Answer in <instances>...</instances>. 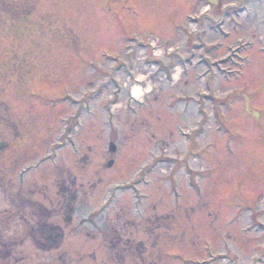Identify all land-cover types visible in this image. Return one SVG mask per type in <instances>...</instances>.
Returning a JSON list of instances; mask_svg holds the SVG:
<instances>
[{"label": "rangeland", "instance_id": "obj_1", "mask_svg": "<svg viewBox=\"0 0 264 264\" xmlns=\"http://www.w3.org/2000/svg\"><path fill=\"white\" fill-rule=\"evenodd\" d=\"M0 147L5 244L63 175V264H264V0H0Z\"/></svg>", "mask_w": 264, "mask_h": 264}, {"label": "flooded vegetation", "instance_id": "obj_2", "mask_svg": "<svg viewBox=\"0 0 264 264\" xmlns=\"http://www.w3.org/2000/svg\"><path fill=\"white\" fill-rule=\"evenodd\" d=\"M50 188L55 191L50 194ZM73 186L68 182L63 184L61 179H56L53 186L37 184L30 189L29 197L18 195L14 203L13 219L19 226L18 231L24 232V237L17 236L13 245L5 244L1 237L0 227V260L5 264H25L27 259L18 253L26 242L29 243L36 257L40 260L34 264H63V245L67 225L72 222V215L78 210L74 205L78 199L77 193H73ZM1 219L3 217H0ZM0 219V220H1ZM8 222V221H7ZM3 221H0L2 226ZM27 224V225H26ZM115 235H110V240ZM108 242L110 246L121 245L119 240ZM118 244V245H117ZM140 245L139 248H142ZM65 263V259H64Z\"/></svg>", "mask_w": 264, "mask_h": 264}, {"label": "water", "instance_id": "obj_3", "mask_svg": "<svg viewBox=\"0 0 264 264\" xmlns=\"http://www.w3.org/2000/svg\"><path fill=\"white\" fill-rule=\"evenodd\" d=\"M109 152H110L111 154H115V153L117 152V147L115 146V144H111V145H110V147H109ZM113 164H114L113 161L109 162V164H108V168H111V167L113 166Z\"/></svg>", "mask_w": 264, "mask_h": 264}, {"label": "bare ground", "instance_id": "obj_4", "mask_svg": "<svg viewBox=\"0 0 264 264\" xmlns=\"http://www.w3.org/2000/svg\"><path fill=\"white\" fill-rule=\"evenodd\" d=\"M134 96L136 97V98H138L140 95H141V91L140 90H134Z\"/></svg>", "mask_w": 264, "mask_h": 264}, {"label": "trees", "instance_id": "obj_5", "mask_svg": "<svg viewBox=\"0 0 264 264\" xmlns=\"http://www.w3.org/2000/svg\"><path fill=\"white\" fill-rule=\"evenodd\" d=\"M8 12H10V11L8 10ZM0 149H1V147H0Z\"/></svg>", "mask_w": 264, "mask_h": 264}]
</instances>
